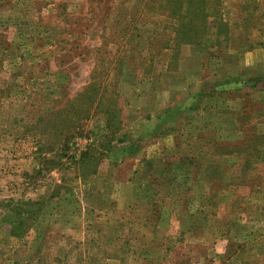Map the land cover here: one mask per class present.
<instances>
[{"label": "rangeland", "instance_id": "1", "mask_svg": "<svg viewBox=\"0 0 264 264\" xmlns=\"http://www.w3.org/2000/svg\"><path fill=\"white\" fill-rule=\"evenodd\" d=\"M206 1L218 58L168 49L186 0H0V264H264V154L220 186L264 132V0Z\"/></svg>", "mask_w": 264, "mask_h": 264}, {"label": "trees", "instance_id": "2", "mask_svg": "<svg viewBox=\"0 0 264 264\" xmlns=\"http://www.w3.org/2000/svg\"><path fill=\"white\" fill-rule=\"evenodd\" d=\"M186 1L190 3L192 9L187 13L188 16L186 19L184 20L183 18V21L177 16V19L180 20V25L174 32L173 37L168 38L169 40H165L167 46L170 47L168 49L176 52L174 56L176 57L182 46L191 47L192 45L202 46L207 44L205 50L207 53H210L211 57L218 58L221 54L224 55L225 52H223V48L228 45L229 34L231 31L225 27V23L221 20V16L207 6L206 0ZM171 18L174 19V17ZM155 34L157 36L159 35V33ZM168 41H179L180 44L177 42L170 44ZM146 43L148 44V48H151L148 38H146ZM242 44L244 43L240 41L239 49H241ZM257 44L258 43H256V45ZM211 47H215L213 52H210ZM216 47L221 48L219 51H216ZM149 54L151 55L150 51ZM206 61H208V59H206L205 62ZM110 131L113 133V131L115 132L117 130L111 129L110 127ZM238 131H240V129H238ZM239 143L241 144H236L235 147L232 146V149H228L226 154V156L232 157V159H237V165L234 166L236 163L233 165L235 172H233L232 175L230 174L231 176H229V180L222 183L220 182V186H222L226 192L232 191V189L228 188V184H231V180L233 179L238 180L234 183L236 187L249 184V182L243 177L244 174H246L245 172L247 169L252 170L253 168H256L258 161H260V157L264 154V132H258L254 134V136L251 135L250 137H245ZM243 153H246L247 156H244ZM215 197L216 196L214 195V198Z\"/></svg>", "mask_w": 264, "mask_h": 264}, {"label": "crops", "instance_id": "3", "mask_svg": "<svg viewBox=\"0 0 264 264\" xmlns=\"http://www.w3.org/2000/svg\"><path fill=\"white\" fill-rule=\"evenodd\" d=\"M9 36V35H8Z\"/></svg>", "mask_w": 264, "mask_h": 264}]
</instances>
